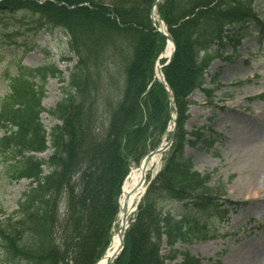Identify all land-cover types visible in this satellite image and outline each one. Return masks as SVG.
Segmentation results:
<instances>
[{
    "label": "trees",
    "instance_id": "16d2710c",
    "mask_svg": "<svg viewBox=\"0 0 264 264\" xmlns=\"http://www.w3.org/2000/svg\"><path fill=\"white\" fill-rule=\"evenodd\" d=\"M154 2L0 0V38L15 26L10 15L24 9L36 32L61 27L70 52L77 57L68 80L54 64L27 68L29 75L20 72L10 92L0 97L3 173L10 183L29 180L17 210L0 219L1 246L19 264H95L108 247L130 162L145 153L155 129L150 127L167 118L166 89L153 75L155 60L166 43L152 26ZM248 4L249 0H164L159 4L177 47L173 62L163 71L180 107L191 84L202 86L203 67L216 55L212 45L225 43V25H236L238 39L224 36L240 43L245 21L255 20L247 13ZM256 19L263 39L259 15ZM112 58L121 59L124 77L109 76L106 83L102 73L108 72L106 65ZM36 76L39 82L33 81ZM50 76L61 77L65 84L60 101L46 108L42 102ZM107 84L113 87L112 93H106ZM43 113L60 122L48 128ZM191 135L199 133L177 137L174 152L143 197L115 264H165L166 258L178 255L183 256L180 264H198L175 243L207 236L195 214L220 211L226 201L212 187L210 174L194 170L185 156ZM48 150V158L39 156ZM169 202L183 204L181 218L166 209ZM164 239L167 255L162 254Z\"/></svg>",
    "mask_w": 264,
    "mask_h": 264
},
{
    "label": "rangeland",
    "instance_id": "374dc122",
    "mask_svg": "<svg viewBox=\"0 0 264 264\" xmlns=\"http://www.w3.org/2000/svg\"><path fill=\"white\" fill-rule=\"evenodd\" d=\"M248 5L247 13L250 16L253 15L252 19L256 21H245L246 29L242 32V40L239 44L235 42L238 36L234 33L238 30L236 25L224 26L222 41H225L226 45L215 41L217 44H213L212 48L214 53L216 52L215 59L209 62L206 69L201 72L205 90L197 89L194 84H191V88L185 95V102L180 107L168 84L170 93L169 95L167 93L168 111L165 116L167 118L150 127L155 129L146 141L145 153L138 161L133 160L129 165L128 174L141 164L150 151L157 148L163 141L170 139L173 114L176 117L173 143L162 154L159 169L153 168L148 171L146 186L158 175L169 155L174 152L177 137L182 136L184 132L199 133V135L189 136L192 143L185 145V156L191 159L194 170L202 174H210L212 187L223 195L222 200L226 202L222 203L220 211L208 210L195 214L201 223L198 227H203L202 233L207 236L177 240L175 243L179 250L188 253L186 258L191 261L195 259L198 264H264V196L254 194L255 192L251 190L252 185L249 188L245 187L252 184L257 177V160L264 155V38L262 39L258 32L256 19L257 15H260L261 25L259 26L264 29V0H249ZM10 18V24L15 26L11 31H7V35L0 38V97L10 92L13 78L18 77L20 72L26 76L29 75L27 68L54 64L63 72L62 76L68 80L77 57L70 52L67 37L62 28L52 27L48 31L36 32L32 17L24 9L11 14ZM157 19L158 26H161L162 20L158 17ZM152 26L156 29L153 23ZM227 34L235 38L234 41L224 36ZM165 41L154 63V77L159 65H163L168 60V58L160 59L167 46L166 38ZM174 58L175 53L169 63L173 62ZM114 59L109 60L110 62L106 65L108 72L102 73L106 83L109 76L120 80L124 77V65L121 59ZM162 73L167 82L163 68ZM214 80L216 82H213ZM33 81L39 82V76L34 77ZM215 83L219 86L217 87ZM64 84L59 76L47 78L46 95L42 102L44 107L56 106L62 98ZM107 89L106 93L113 92V87L109 88L108 84ZM187 103H189L187 109L183 112ZM41 117L48 128L60 122L56 118L52 119L47 113H43ZM248 123L256 129L254 132H248L246 126ZM2 134L0 129V135ZM50 155V150L39 154L45 159ZM28 185L27 179L15 183L8 182L0 164V219L12 215L17 210L18 202ZM121 194L122 187L118 199V212L111 225L112 236L119 227ZM143 197L130 216L128 229L135 221L136 213L143 203ZM64 204L65 202L62 201L61 213L62 211L64 213ZM166 209L172 216L179 219L182 216L183 204L169 202ZM163 241L162 254L167 255L169 249L165 246L166 240ZM181 262H183L181 255L174 259H165V264ZM0 264H19L18 261L5 255L1 242Z\"/></svg>",
    "mask_w": 264,
    "mask_h": 264
},
{
    "label": "bare ground",
    "instance_id": "6f19581e",
    "mask_svg": "<svg viewBox=\"0 0 264 264\" xmlns=\"http://www.w3.org/2000/svg\"><path fill=\"white\" fill-rule=\"evenodd\" d=\"M156 16L157 15L155 13L154 17ZM172 51H173V43L170 40H168V44L166 46L164 55L168 57L170 56ZM173 117H175L174 114H173ZM173 121L171 122L172 126L174 123ZM246 126L248 128L249 133L254 132L256 130V129H253L251 123H248V125ZM161 157H162L161 154H157L153 158V160L148 164L146 175L148 171L153 168H155L156 170L159 169L160 163H161L160 161ZM143 164H144V161H142V163L138 167L133 168L129 172L128 176L126 177L123 183V186H122L123 190H122V194L120 197L121 206L127 202L131 208L135 207L137 203L139 202V199L141 198L142 194L144 193L146 185L144 184L142 187H140L142 180L144 178ZM256 172H257V177L255 178L254 182L250 185H246L245 187L249 188L252 185L251 190L253 191V193L255 192L254 194H256L257 196H264V155L262 158L260 157L257 160ZM122 214H123V209L121 208L120 210L121 217H122ZM128 223H129V217L127 219V224ZM125 224L126 222L123 221L122 218H120L119 227L112 237L110 246L108 250L105 252V254L100 258L97 264H112L113 256L116 253V251H118L121 245V237L119 235V229L123 227Z\"/></svg>",
    "mask_w": 264,
    "mask_h": 264
},
{
    "label": "water",
    "instance_id": "95a60500",
    "mask_svg": "<svg viewBox=\"0 0 264 264\" xmlns=\"http://www.w3.org/2000/svg\"><path fill=\"white\" fill-rule=\"evenodd\" d=\"M163 0H156L151 8V21L152 23L154 24V26L157 28V31L160 32L162 35H164L167 40H170L172 43H173V52L170 54V56H168V62H166L164 65H162L159 69V80L164 84V85H167L166 81H165V78H164V75L162 73V68L164 66H166L167 64H169V62L173 59V56H174V53L176 51V44H175V41L173 39V37L171 36V34L168 32L167 30V26L164 25V22L162 21V25L161 26H157V23H156V17H154V14L155 12L157 13L158 17L161 19V17L159 16V13H158V6L159 4L162 2ZM163 57H166L165 55H162L160 58H163ZM167 91H168V95H169V89L167 88ZM171 110H173V106H171ZM172 119L175 121V117L172 116ZM172 135H171V138L168 140V141H165L163 142L158 148L152 150L149 154L146 155V157L142 160L144 161V164H143V171H144V178L142 180V183L140 185V187H142L144 184H145V180H146V171L148 169V164L151 162V160H153L154 156H156L157 154H163L170 146L171 144L173 143V139L175 137V127L173 128V131H172ZM142 163V162H141ZM121 208L123 209V214H122V217L120 215V218H122L123 221L126 222V224L121 227L119 229V235L121 237V245L118 249V251H116V253L114 254L113 256V259H112V264H114L115 260L121 255L122 253V250L125 246V233L127 231V228H128V225H127V219L129 217V215L137 208V207H133L131 208L129 206V204L126 202L124 203ZM130 213V214H129Z\"/></svg>",
    "mask_w": 264,
    "mask_h": 264
}]
</instances>
